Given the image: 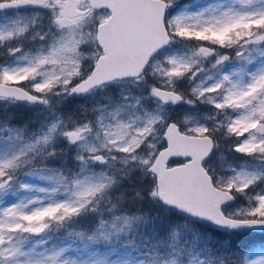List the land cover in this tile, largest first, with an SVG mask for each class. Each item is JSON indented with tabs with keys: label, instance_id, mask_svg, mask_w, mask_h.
Listing matches in <instances>:
<instances>
[{
	"label": "snow or ice",
	"instance_id": "snow-or-ice-1",
	"mask_svg": "<svg viewBox=\"0 0 264 264\" xmlns=\"http://www.w3.org/2000/svg\"><path fill=\"white\" fill-rule=\"evenodd\" d=\"M0 105V264H264V0H0Z\"/></svg>",
	"mask_w": 264,
	"mask_h": 264
},
{
	"label": "trees",
	"instance_id": "trees-1",
	"mask_svg": "<svg viewBox=\"0 0 264 264\" xmlns=\"http://www.w3.org/2000/svg\"><path fill=\"white\" fill-rule=\"evenodd\" d=\"M79 104V100L76 101H72V105L66 106L65 107V111L66 112H71L74 111L77 107V105ZM0 114H3L5 116H12L14 118V121L17 124L23 123L25 120H27L29 117L28 115V111H24L23 109H19V108H10L8 110H4L2 106H0ZM205 231H207V229H205ZM261 237L259 235H253L251 237V239L254 240H258ZM243 243H247L248 241H242ZM237 243H241V241H237Z\"/></svg>",
	"mask_w": 264,
	"mask_h": 264
},
{
	"label": "rangeland",
	"instance_id": "rangeland-1",
	"mask_svg": "<svg viewBox=\"0 0 264 264\" xmlns=\"http://www.w3.org/2000/svg\"><path fill=\"white\" fill-rule=\"evenodd\" d=\"M185 2H190V0H185ZM81 101H79V103H80ZM69 105H72V102H70V103H68L66 106H69ZM0 106H2V105H0ZM11 108V107H10ZM10 108H8V109H10ZM7 109V110H8ZM24 110V109H23ZM25 111V110H24ZM27 111V110H26ZM28 117H30L32 114L30 113V112H28Z\"/></svg>",
	"mask_w": 264,
	"mask_h": 264
}]
</instances>
